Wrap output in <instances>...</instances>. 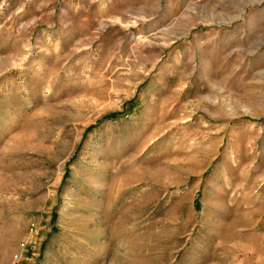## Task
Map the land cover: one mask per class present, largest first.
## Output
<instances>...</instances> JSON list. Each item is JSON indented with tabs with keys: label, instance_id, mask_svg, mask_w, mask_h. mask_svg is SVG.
I'll use <instances>...</instances> for the list:
<instances>
[{
	"label": "rangeland",
	"instance_id": "obj_1",
	"mask_svg": "<svg viewBox=\"0 0 264 264\" xmlns=\"http://www.w3.org/2000/svg\"><path fill=\"white\" fill-rule=\"evenodd\" d=\"M0 264H264V0H0Z\"/></svg>",
	"mask_w": 264,
	"mask_h": 264
}]
</instances>
